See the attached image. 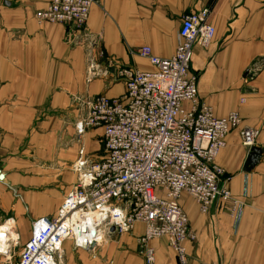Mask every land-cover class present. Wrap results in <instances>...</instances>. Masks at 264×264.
<instances>
[{
  "label": "crops",
  "instance_id": "crops-1",
  "mask_svg": "<svg viewBox=\"0 0 264 264\" xmlns=\"http://www.w3.org/2000/svg\"><path fill=\"white\" fill-rule=\"evenodd\" d=\"M48 1L0 0V139L22 134L34 124L35 110H48L52 117L40 124H48V128L54 125L53 130L48 129L52 131L49 134L59 137L63 124L62 134L69 130L78 138V151L69 150L73 153L70 162L78 159L81 149L84 157L97 162L92 153L102 151V132L76 135L73 125L84 110L77 101L100 94L119 97L125 86L112 79L113 70L97 57L98 75L89 78L86 47L70 45L64 26L37 24L35 13ZM204 8L210 10L208 21L214 36L207 47L194 48L191 71L198 77V96L210 106L214 117L237 112L240 128L257 130L252 148L260 150V158L252 170L245 171L252 148L241 145L237 130L227 135L215 164L224 171L226 187L239 207L232 214V203L214 206L207 218L189 228L195 239L184 244L187 264H264V0H95L85 29L97 37L98 51L106 60L151 72L154 68L136 52L148 47L158 59L171 58L181 18ZM20 165L15 174L0 166L4 175L0 189L28 185L27 180L22 182V174H18L20 184L16 180L17 173L23 172ZM35 182L46 184L45 179L31 183ZM21 198L27 204L25 208L15 199L10 202L0 195L1 214H11L9 220L17 227L26 224L30 230L34 220L51 219L57 214L55 208L37 212L35 207L42 198ZM180 199L185 213L193 216L191 202L183 194ZM142 232L143 227L137 224L132 231L104 237L92 250L76 248L66 240L61 264H144L137 251ZM8 236H3L4 241ZM28 239L29 235L22 238L15 256ZM149 246L154 251V264H178L165 238L153 240Z\"/></svg>",
  "mask_w": 264,
  "mask_h": 264
},
{
  "label": "built area",
  "instance_id": "built-area-1",
  "mask_svg": "<svg viewBox=\"0 0 264 264\" xmlns=\"http://www.w3.org/2000/svg\"><path fill=\"white\" fill-rule=\"evenodd\" d=\"M94 3L49 0L35 13V20L38 25L64 26L70 45L86 47L89 78L98 75L95 57L100 58L113 70L112 79L123 82L125 92L119 97L100 94L77 101L85 115L74 124L75 133L81 137L101 130L100 160L93 162L79 151L72 165L75 183L56 216L31 222L29 239L16 256L18 240L11 236L5 246L7 255L0 254V264H61L64 241H72L76 248L88 247L92 241L97 245L111 234L132 231L137 224L143 227L137 251L144 264H154L149 243L161 238L168 241L179 264H187L184 244L195 237L179 206L181 194L187 193L204 216L217 205L232 203V214L239 207L215 159L230 132L237 130L241 145L250 149L258 131L240 128L237 112L214 117L198 96V77L191 64L195 46L205 48L213 39L210 10L189 12L181 18L171 58L158 59L150 48L139 49L136 55L154 68L140 72L118 66L98 51L97 37L85 29Z\"/></svg>",
  "mask_w": 264,
  "mask_h": 264
},
{
  "label": "rangeland",
  "instance_id": "rangeland-1",
  "mask_svg": "<svg viewBox=\"0 0 264 264\" xmlns=\"http://www.w3.org/2000/svg\"><path fill=\"white\" fill-rule=\"evenodd\" d=\"M34 113H37L34 124L26 127L22 134H14L13 139H0V166L3 169L7 168L9 172L15 174L17 171V166L22 163L20 166H22L23 172L20 170V172L17 173L16 180L20 184V175L18 174H22V182L27 180L25 184L28 185L23 186V189L2 186L0 189V195L1 199L3 198L9 201H13L15 199V202L20 203L23 208H25L27 204H24L21 195L26 198L27 196H32L34 198L39 197L42 198L43 201H39L38 208L35 207L37 212L48 211L54 208L56 212L63 200L65 193L71 189L76 180V175L71 168L72 162H70L72 160L73 153L69 150L75 149L78 151L80 144L77 140L78 138L73 135L74 133L72 134V131L69 133L68 130V133L62 134L65 131V126L63 124L61 125L62 131L60 132L59 137L49 134L52 133V131L49 130H53L54 125L51 123L49 126L50 128H48V124L44 126L40 123L52 117L50 111L35 110ZM80 114L78 115L75 123L85 115V110L82 111L81 115ZM69 127L71 128L70 125ZM15 137L18 138L15 139ZM93 153V157H97L96 161H99L102 151H99L98 149L96 153ZM43 178L46 180L45 185H39L40 183H37L38 181L31 183L36 179L44 180ZM53 178L55 181H53ZM58 179L59 181H56ZM19 184H17V186H20ZM182 194L183 196H186L191 202L193 216L185 213L181 199H179V206L185 215H188L187 219L189 228H193L194 226L198 225L199 222L203 220V218H207L208 215H201L198 212L197 206L193 199L187 193ZM11 218V214L3 216V214L0 212V222L3 224L0 226V231L3 232L0 237L3 238V236L6 235L5 233H7V228L5 225H7L10 227L9 238L11 236L13 238H17V243L19 245L22 238H25L28 235L30 236V230L26 224H22L17 227L14 225L12 220V223H10L9 219ZM17 250L18 247L15 248V252ZM176 260L178 261L177 258Z\"/></svg>",
  "mask_w": 264,
  "mask_h": 264
},
{
  "label": "water",
  "instance_id": "water-1",
  "mask_svg": "<svg viewBox=\"0 0 264 264\" xmlns=\"http://www.w3.org/2000/svg\"><path fill=\"white\" fill-rule=\"evenodd\" d=\"M247 73L248 72H246V74ZM246 74H245V76H246ZM259 158H260V150L258 148H252L251 151H250V154H249V156L247 158V161H246V165H245L244 170L245 171L252 170L257 165V163L259 161ZM3 178H4V175L1 174V172H0V181H2ZM94 222H96V220H94ZM110 232H114V229L111 228L110 229ZM90 235L91 236H94L95 235V232L92 230L90 232ZM95 245H96L95 242L92 241L88 247L85 244H83L82 247H81V249H84V250H87V249L88 250H92L95 247ZM0 254L1 255H4V256L7 255V250L5 248H0Z\"/></svg>",
  "mask_w": 264,
  "mask_h": 264
},
{
  "label": "bare ground",
  "instance_id": "bare-ground-1",
  "mask_svg": "<svg viewBox=\"0 0 264 264\" xmlns=\"http://www.w3.org/2000/svg\"><path fill=\"white\" fill-rule=\"evenodd\" d=\"M10 223H12V221L10 220ZM6 226V230H7V233H5V234H7V235H10V231H9V228L10 227H8L7 225H5ZM86 226V225H85ZM90 228H92V227H90ZM9 239V236H8V238H7V240ZM7 240H6V238H5V241H4V239L3 238H0V248H5V246H6V244H7Z\"/></svg>",
  "mask_w": 264,
  "mask_h": 264
}]
</instances>
